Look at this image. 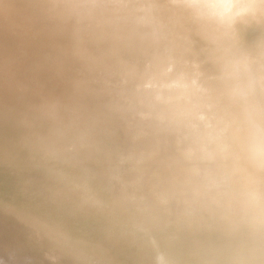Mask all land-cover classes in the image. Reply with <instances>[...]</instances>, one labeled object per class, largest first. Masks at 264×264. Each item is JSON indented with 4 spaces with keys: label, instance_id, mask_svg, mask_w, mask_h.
<instances>
[{
    "label": "clouds",
    "instance_id": "obj_1",
    "mask_svg": "<svg viewBox=\"0 0 264 264\" xmlns=\"http://www.w3.org/2000/svg\"><path fill=\"white\" fill-rule=\"evenodd\" d=\"M0 264H264V0H0Z\"/></svg>",
    "mask_w": 264,
    "mask_h": 264
}]
</instances>
